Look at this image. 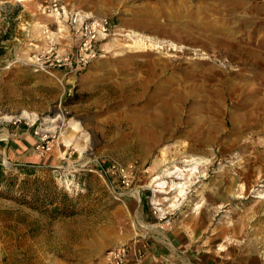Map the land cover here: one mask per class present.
Returning <instances> with one entry per match:
<instances>
[{"label":"rangeland","instance_id":"1","mask_svg":"<svg viewBox=\"0 0 264 264\" xmlns=\"http://www.w3.org/2000/svg\"><path fill=\"white\" fill-rule=\"evenodd\" d=\"M112 1L98 58L50 75L34 56L51 45L68 52V28L38 0H0V37L9 33L0 42V264H103L107 249L145 239L144 226L169 228L162 214L170 226L205 223L200 238L220 254L264 258V0ZM167 86L185 93V118L179 129L149 123L167 128L166 139L140 149L132 122L160 113ZM200 117L213 139L186 150ZM192 158L203 163L189 180L155 179ZM160 181L165 192L154 191ZM179 181L184 201L160 213L154 199L171 198Z\"/></svg>","mask_w":264,"mask_h":264},{"label":"built area","instance_id":"2","mask_svg":"<svg viewBox=\"0 0 264 264\" xmlns=\"http://www.w3.org/2000/svg\"><path fill=\"white\" fill-rule=\"evenodd\" d=\"M38 9L64 24L73 37L72 49L59 53L53 50V45L35 54L36 70L53 75L54 69H66L76 73L84 70L92 61L98 58L99 42L111 34L114 24L108 17H96L79 10H70L61 0H38ZM47 30L44 29V33ZM50 43H55L49 39ZM47 137V136H45ZM43 138V140L45 139ZM41 154L47 153L51 146L46 141L37 146ZM122 183H127L126 175H121ZM166 227H171L170 218L162 214ZM103 264H147L142 247L136 244H121L106 250Z\"/></svg>","mask_w":264,"mask_h":264},{"label":"crops","instance_id":"3","mask_svg":"<svg viewBox=\"0 0 264 264\" xmlns=\"http://www.w3.org/2000/svg\"><path fill=\"white\" fill-rule=\"evenodd\" d=\"M61 1L70 10L84 11L96 17L104 16L109 11L106 9L110 8L105 4L113 2L112 0ZM68 32L71 41L73 37L69 30ZM73 44L74 42L68 51L72 49ZM192 220H195V225L189 226ZM144 228L146 230H143L141 235L145 239L138 238L136 243L137 246L142 247L147 264H264V258L249 256L245 259H236L204 246L200 236L205 229V223L192 216L189 220L181 219L174 222L170 228H157V226H144ZM218 250L222 249L218 248Z\"/></svg>","mask_w":264,"mask_h":264},{"label":"bare ground","instance_id":"4","mask_svg":"<svg viewBox=\"0 0 264 264\" xmlns=\"http://www.w3.org/2000/svg\"><path fill=\"white\" fill-rule=\"evenodd\" d=\"M18 1H23V0H18ZM131 40H133V42L139 41V39H137V38H133ZM135 44H137V43H135ZM162 91L165 92L168 95V97L164 99L163 106L160 109V113L157 114V113L151 112L148 114V116L143 117L142 120H139L138 123L134 122L135 123L134 124L132 122L131 133L137 134V136L139 135V140L137 141L136 145L140 149H143L144 147H148L147 145L153 146L156 142L164 141L166 139L163 131H167V128L163 127L160 131H155L149 125V123L158 122V120H160L161 121V122H159L160 124L164 125V123H165V124H167L166 127H169L171 122H173V124L175 125V127L177 129L180 128V126H179L180 122L178 120H180V116H182L181 107L183 104L182 100L185 97V93L183 92L182 89L181 90H174V89H170L168 86L165 88H162ZM175 97L178 99H176ZM177 102H178V104H177ZM20 115L24 116L25 114L22 113ZM181 118L184 119L185 116L183 115ZM208 119L210 120V117L209 118H207V117L201 118L200 117V118H198V120H197L198 122H196V125L193 127H190L188 129V134H190L191 137H194V139L192 140V138H191L192 141L188 145L184 146V149L186 148V150L189 149L191 151H194V150L205 151L204 147L213 139V136H214L212 133L213 129L210 127V125L208 123ZM49 120H51V119H49ZM185 122L187 123V120H184V123ZM185 127H187V126H185ZM183 161L185 163H183V162L182 163L184 166H186V168L180 169L177 166H175V167L173 166L172 168H174V169L170 170V167L168 168L166 166L167 168H165L160 174H158V176L156 175L155 179H160L163 176L169 177V176L176 175V178L179 180H184V179L187 180L188 175H190V174L193 175V173L197 171L198 166L201 167V164L203 163V160L201 158L200 159H197V158L186 159ZM184 171H188V173H185ZM201 172H202V170H201ZM199 177H201V176H199ZM167 186L168 185L166 184L165 181H160L155 185L156 188L154 189V191L165 192L162 189L166 188ZM169 187H170V190L174 191V194L171 198H169V199L165 198L162 200V202H160L156 198L154 199V204L158 205L157 210L160 213H166L168 211V210L166 211L167 208L168 209H176L177 207H180L182 204V201H184V199L186 197V187H187L186 181H184V182H181V181L172 182L169 185ZM168 200H170V203H168L167 207H165V208L160 207L163 205V202H167ZM200 206L201 205L198 202H196L193 206V210L197 211L200 208ZM223 247L224 246L220 245L219 249H222Z\"/></svg>","mask_w":264,"mask_h":264},{"label":"trees","instance_id":"5","mask_svg":"<svg viewBox=\"0 0 264 264\" xmlns=\"http://www.w3.org/2000/svg\"><path fill=\"white\" fill-rule=\"evenodd\" d=\"M9 37V33L6 32L4 33L1 37H0V42L1 41H4V40H7ZM3 54V47L1 46L0 44V56ZM34 166L35 165H30V164H19L17 165V169H18V172L20 174H25V175H30L34 172ZM7 169V167L2 164L1 160H0V187L1 186H4V185H7L6 184V174H5V170Z\"/></svg>","mask_w":264,"mask_h":264}]
</instances>
